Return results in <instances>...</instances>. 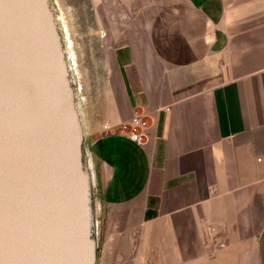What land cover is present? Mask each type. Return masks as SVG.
<instances>
[{"label": "crops", "instance_id": "crops-1", "mask_svg": "<svg viewBox=\"0 0 264 264\" xmlns=\"http://www.w3.org/2000/svg\"><path fill=\"white\" fill-rule=\"evenodd\" d=\"M88 6L97 264H264V0Z\"/></svg>", "mask_w": 264, "mask_h": 264}, {"label": "water", "instance_id": "water-1", "mask_svg": "<svg viewBox=\"0 0 264 264\" xmlns=\"http://www.w3.org/2000/svg\"><path fill=\"white\" fill-rule=\"evenodd\" d=\"M50 0H0V264H97L92 160Z\"/></svg>", "mask_w": 264, "mask_h": 264}, {"label": "rangeland", "instance_id": "rangeland-1", "mask_svg": "<svg viewBox=\"0 0 264 264\" xmlns=\"http://www.w3.org/2000/svg\"><path fill=\"white\" fill-rule=\"evenodd\" d=\"M57 23L63 35L65 49L71 66V78L76 89L81 109L84 96L87 94L94 68V62L88 57V49L84 35L89 19V0H50ZM89 40V39H88Z\"/></svg>", "mask_w": 264, "mask_h": 264}, {"label": "built area", "instance_id": "built-area-1", "mask_svg": "<svg viewBox=\"0 0 264 264\" xmlns=\"http://www.w3.org/2000/svg\"><path fill=\"white\" fill-rule=\"evenodd\" d=\"M150 127L149 120L146 115L135 112L131 119L122 125V130L126 133L129 140L144 144L149 140L148 130ZM212 228H208V235L211 237Z\"/></svg>", "mask_w": 264, "mask_h": 264}]
</instances>
